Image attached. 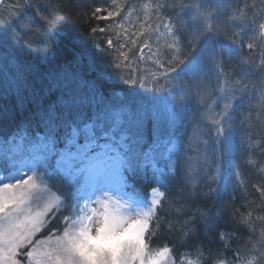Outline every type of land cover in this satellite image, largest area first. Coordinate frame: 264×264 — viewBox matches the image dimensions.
Here are the masks:
<instances>
[{"label": "trees", "instance_id": "16d2710c", "mask_svg": "<svg viewBox=\"0 0 264 264\" xmlns=\"http://www.w3.org/2000/svg\"><path fill=\"white\" fill-rule=\"evenodd\" d=\"M186 3L117 0L122 15L109 22L97 13L113 0H3L0 172L19 161L36 166L62 200L42 233L61 232L86 208L82 165L109 143L123 156L127 190L149 194L154 165L167 170L160 203L134 207L150 255L264 264V99L254 71L264 59V0ZM207 7L224 34L199 37L203 21L193 17ZM240 32L242 46L229 39ZM251 81L254 97L233 101ZM173 141L183 158L169 154Z\"/></svg>", "mask_w": 264, "mask_h": 264}, {"label": "rangeland", "instance_id": "374dc122", "mask_svg": "<svg viewBox=\"0 0 264 264\" xmlns=\"http://www.w3.org/2000/svg\"><path fill=\"white\" fill-rule=\"evenodd\" d=\"M95 147L94 160L82 165L85 211L61 232L42 233L62 200L36 166L19 161L10 170L0 172V264H9L6 243L16 237L30 240L37 232V246L28 250L26 264H174L170 255L162 253L154 258L148 253L142 240L146 220L134 208L160 203L168 184L167 170L154 165L157 186L151 193L125 192L126 184L119 175L124 164L122 156L109 143ZM171 153L182 158L185 155L174 141L169 145ZM76 172L79 175L78 169ZM72 177L76 178L74 172ZM104 226L106 236L100 240Z\"/></svg>", "mask_w": 264, "mask_h": 264}, {"label": "snow or ice", "instance_id": "6c2138e0", "mask_svg": "<svg viewBox=\"0 0 264 264\" xmlns=\"http://www.w3.org/2000/svg\"><path fill=\"white\" fill-rule=\"evenodd\" d=\"M179 5L181 7H188L189 4L186 3V0H178ZM117 5V0H113V4H112V8L109 10H105L103 7L100 8V11L97 13V15L99 16H107V20L111 22V20L114 17H121L122 13L119 12L118 8L116 7ZM157 11L159 12V7L157 6ZM216 11V9L214 7H207L204 8L203 10L201 9H197L195 15H194V19L200 18L203 21V31L199 34V37L203 36L205 33H207L208 31L212 30L213 28L215 29H219L217 26V23H213L211 20L212 17V13H214ZM109 13H111V15H109ZM158 20L160 21V27L163 28L165 27V22H164V16L162 15H158ZM45 19L47 20L48 18L45 17ZM52 21H49V24H51ZM167 29L171 30L173 28V24L170 22L167 23ZM258 28L262 31H264V22L259 23ZM24 27H28V25H24ZM104 32L107 33L108 29H104ZM224 34L220 29L219 31H217V34ZM241 32L240 33H232L231 36L229 37V39L231 41H233L234 43H236V39H239V46H242L245 41L243 43H241ZM25 43H29L27 40L25 41ZM115 43L112 40V44ZM132 44L136 43V40H131ZM141 43H143V41H141ZM148 48H150L151 46L148 45ZM241 49V47H240ZM247 49L248 51L251 53L253 52V44L252 43H248L247 44ZM123 52H120V55ZM135 53L133 52V55ZM125 59H127L128 57L123 53V55ZM213 63L215 64V60H213ZM254 71L256 72H260L262 75V79L260 81V91H261V97L262 99H264V59H261L260 64L258 66V68H254ZM250 88H257V85L254 84L252 81L250 84H245L243 85L242 88L237 89L236 91H234L232 93V100L235 101L238 98L247 95L249 97V101L254 97V93H252V95H249V89ZM232 103H226L224 105V109L222 110L221 116L223 114V112H225ZM220 123V119L215 120L214 124H219ZM260 190L261 193L264 194V185L260 186ZM38 233V232H37ZM37 233H35L34 235L31 236L30 240L27 241H20L19 237H16L14 240L9 241L8 243H6L4 245L5 247V251H6V256L7 259L9 261V264H26L27 262V252L29 249L36 247V240L38 238Z\"/></svg>", "mask_w": 264, "mask_h": 264}, {"label": "clouds", "instance_id": "9594fccd", "mask_svg": "<svg viewBox=\"0 0 264 264\" xmlns=\"http://www.w3.org/2000/svg\"><path fill=\"white\" fill-rule=\"evenodd\" d=\"M92 226H93V231H92V235H95V228L97 227V224H96V218L93 217L92 221ZM75 227V226H74Z\"/></svg>", "mask_w": 264, "mask_h": 264}, {"label": "water", "instance_id": "95a60500", "mask_svg": "<svg viewBox=\"0 0 264 264\" xmlns=\"http://www.w3.org/2000/svg\"><path fill=\"white\" fill-rule=\"evenodd\" d=\"M2 1H3V0H0V5H1Z\"/></svg>", "mask_w": 264, "mask_h": 264}]
</instances>
